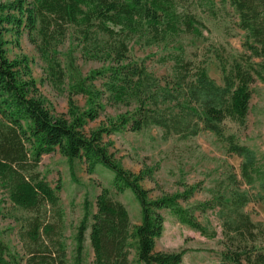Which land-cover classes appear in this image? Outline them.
I'll use <instances>...</instances> for the list:
<instances>
[{
	"label": "trees",
	"instance_id": "1",
	"mask_svg": "<svg viewBox=\"0 0 264 264\" xmlns=\"http://www.w3.org/2000/svg\"><path fill=\"white\" fill-rule=\"evenodd\" d=\"M222 1L234 10L244 32V52L234 54L225 44L211 43L205 53L190 59L178 48L159 59L162 65H172L168 75L157 77L145 65L129 60L130 42L137 39L151 47L173 42L182 33L207 40L196 10L213 17L214 0H0V184L11 204L29 215L21 219L18 232L25 258L0 239V264H86L87 240L92 264H131L132 251L138 264H180L189 249L155 251L163 229L159 211L168 210L181 225L215 239L216 230L203 227L194 214L206 207L216 209L220 221V264H264V223L253 222L243 211L250 202L264 205V155L241 143L228 127H246L250 85L264 73V0ZM22 31L45 62L52 85L68 82L66 114L49 110L26 57H7L6 34L19 37ZM70 36L83 56L108 67L85 77L71 57L62 67L57 47ZM211 57L222 85L208 75ZM76 95L85 98L84 110L74 104ZM102 101L132 109L86 132L87 122L105 108ZM153 127L161 130L164 140L175 136L189 140L202 131L211 132L228 154L241 159L239 177L229 174L218 195L206 204L180 206V200L193 195L191 187L151 199L141 184L152 178L151 173L125 170L103 137ZM56 150L67 160L72 183L77 182L76 161L84 162L90 173L102 166L113 174L114 190L130 191L140 207L139 223L132 226L127 208L112 198L109 189L102 188L95 197L94 212L86 193L82 219L70 237V263L65 213L59 203L62 185L52 187L39 171L42 156Z\"/></svg>",
	"mask_w": 264,
	"mask_h": 264
},
{
	"label": "rangeland",
	"instance_id": "2",
	"mask_svg": "<svg viewBox=\"0 0 264 264\" xmlns=\"http://www.w3.org/2000/svg\"><path fill=\"white\" fill-rule=\"evenodd\" d=\"M28 2L32 0H27ZM215 15L196 10L202 21V33L207 40L198 39L182 33L173 42L145 47L137 39L130 42L128 58L131 62L145 65L157 77L170 73L171 63L160 64L159 59L178 48L185 51L187 58L192 59L194 54L205 53L211 43L225 44L234 54L244 52V32L237 26V16L234 10L222 0H214ZM182 15V12L179 11ZM7 57L11 60L26 57L29 61L31 76L34 79L40 94L46 100L49 110L54 115H63L68 110V82L54 86L48 76L45 62L40 58L35 46L30 42L28 33L22 31L19 37L12 32L5 37ZM58 60L61 66L67 65L68 59L73 58L75 67L83 77L93 70L106 69L108 63L97 59H88L83 56L74 37H68L57 47ZM260 64V59H253ZM259 68V66H257ZM208 75L217 85H222V78L217 63L211 57L208 63ZM100 80L96 84H100ZM251 98L246 127L239 129L228 124L229 133H234L241 143L254 149L259 155H264V73L261 78H255L250 85ZM74 104L81 110L86 108V100L81 95L73 97ZM106 104L105 101H102ZM132 108L122 105L106 104L99 110L97 119L88 121L85 131L97 129L106 124L109 118H116L120 114L131 111ZM109 153L125 170L139 174L149 171L152 178H146L141 184L148 190L151 199L165 195L181 193L185 188H193V195L187 201H179L183 208L198 204L209 203L223 187L229 174L235 173L239 177L241 159L230 155L226 145L219 142L208 131H202L198 136L189 140H180L170 137L162 138L159 128L153 127L141 132L123 130L119 134H110L103 137ZM39 171L46 181L55 187L62 185L59 192V203L65 213V232L67 238V260L71 262L73 243L71 235L83 216V199L89 194L91 210L95 211V197L102 188H107L113 199L120 201L127 208L131 224L136 225L140 220V207L130 191L117 193L111 184L113 174L102 166H97L90 173L82 161L75 162L76 183L70 179L67 160L58 150L43 155L39 164ZM242 188L250 189L242 186ZM256 190H251L255 193ZM253 222L264 223V205L260 202H250L243 209ZM217 210L206 207L204 212L195 211L200 224L209 229L216 230L215 239H207L186 226L181 225L168 210L162 209L159 213L163 217L161 236L156 239L155 251L163 253H176L182 249H189L180 264H220L219 253L223 250L221 244V226L217 218ZM29 215L14 207L8 199L7 192L0 184V239L7 243L20 257L24 251L18 238L22 227V218ZM209 225V226H208ZM86 264H92L93 253L87 240L85 243ZM131 264L136 262L135 253L130 255Z\"/></svg>",
	"mask_w": 264,
	"mask_h": 264
}]
</instances>
